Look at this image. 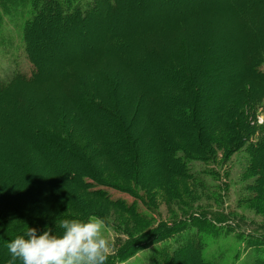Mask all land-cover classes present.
Masks as SVG:
<instances>
[{
    "label": "trees",
    "instance_id": "trees-1",
    "mask_svg": "<svg viewBox=\"0 0 264 264\" xmlns=\"http://www.w3.org/2000/svg\"><path fill=\"white\" fill-rule=\"evenodd\" d=\"M243 6H245V4ZM119 8L120 5L118 0H0V56L4 54L9 58L7 67L12 69L13 65H18L16 58L21 55L23 51L22 55L25 56L27 64L31 68L29 74H24L14 69L6 74V72H3L0 68V107H2V110H8L9 115L13 116V110H17L18 103L24 105L27 102L22 95V91L26 90L27 86H39L41 91H45L44 93H53L51 99L45 101L46 106L43 108L35 104L31 107L30 105L33 102H30L28 104L29 109L14 113L12 117L14 120L13 123L11 121L7 123L8 121H5V118H0V124L7 129L4 133V138L8 141L10 140V143L16 148V150L8 148V150L0 153L1 195L5 196L4 199L6 202H10L17 209L37 219H43L40 220L41 223L38 224L22 223L18 226H14L8 225L5 220L0 218V264H8L10 259L7 242L12 240L16 235L22 234L27 230V227L43 230L45 226H47L53 229L57 234L62 232V229L57 224L64 218H58L56 220L53 218L54 220H52L51 217L42 214L39 206L40 202L36 200L34 194L35 190H38V188H34L32 184L29 185L27 174L22 175V172L24 170L27 171L30 166L29 162L24 159L26 156V154H24L25 149L40 158L42 160L41 162H43L44 166L48 169H50V161L55 162V158L49 157V159L45 160V157L40 155L42 149H48L51 153L54 152L55 156L61 155L71 158L64 168H57L52 164L53 169H50L51 171L49 172L51 176L57 180L70 183L76 188L102 201L104 200L107 204L134 218L141 220L150 219L149 213L152 216L150 206L144 203L142 199L138 197L137 193L131 191V189H125L126 191H123L117 186H112V188L117 191L124 192L134 197L135 201L144 206L146 212H141L133 203L128 204L124 200L110 201L108 195L102 190L91 191L85 189V187L81 185L82 176L94 181V183L99 186L106 185L100 179L93 177L88 163L85 160L82 161L80 157H78V151L70 140V132L61 135L53 132L52 130L54 129H48L46 125H43L46 120L53 122L54 119H58L59 116L56 114L58 113L56 112L58 107L56 102L58 100L54 101L55 98L57 99L55 91L57 92L60 88L65 89V94L63 92V96H65L62 97V101H64V103H69V106L74 109L73 112L75 113L70 119L74 122L76 120V122L81 123L90 130L97 144L100 146L104 157H106L108 161L113 158V152L111 148H103L107 134H111V136L119 138L124 142L125 144L123 146H118L119 149H122L125 157L121 168L125 165L130 169V172L127 173L122 170V176L134 180L136 179L140 163L136 162L137 152L131 150L134 149V140L127 128L135 121V118L140 112L139 104L141 98L138 97L134 111H132L133 113L124 120L123 116L127 111L123 108L120 109L121 104H118L117 101L113 103L112 109H108L105 105H103V107L100 104L93 103L90 95L84 97L83 95L85 94H83L82 91L78 92L80 86L73 90H69L71 89L70 87H74L77 84L78 80L81 81L78 74L70 67V64L66 65L65 69H62L63 66L61 65L52 67L55 70L61 69V77H55L54 75V79L52 77L49 79L46 75V71L44 72L45 76L38 75L40 68L38 62L39 53H46L47 51L50 53L52 59L57 55L55 49L52 53L47 49L45 50L49 41H55L59 38H61V40H68L70 32L80 25V23L98 17L109 9L117 11ZM235 8L238 9L240 7ZM242 8L243 7L240 9ZM205 11V9H201L200 13L194 12L193 14L191 13V15L186 13L189 15V19L186 14L179 18H174L172 21L166 19V22L161 23L162 25H160L157 32H149L146 35L133 34V36H135L128 39V45L126 44L128 40H126L124 36L118 37L115 35L111 39V48L108 52L117 51L118 54H120L119 48L126 49V47L130 46L129 44H132L131 42L133 41L131 40H134V38L137 40L134 42L139 43L134 44L132 49L136 46V48H140L139 51L143 50L141 53L143 58L140 56L142 59L137 57L131 59L126 56L127 59H122L120 56H117V58H114L116 61L112 60L110 64L116 65L117 60H119L121 65L120 69L129 73L133 80L139 83V89L142 91L141 95L144 96L147 102L149 103V100H156V102L153 103L155 109L151 110V113H149V111L145 113L144 120L151 125L152 131L149 133L151 136L155 137L156 144L162 148L161 153H163V157H161L157 163L160 164V166L163 165L160 168L161 170L154 173L155 175H152L153 173L146 174L145 178L149 176V180L157 177L158 174L177 175L178 177L200 183L203 181L206 183L216 177L212 169L208 171L204 170L202 173L191 172L190 170L189 166L192 163L210 165L207 158L199 159L203 155L202 150H206L201 141L189 144L185 138L179 135H185V126L183 125L189 123L181 118L188 115L192 109L196 110V115H200L201 110L202 112H206L208 118L212 120L213 123L219 125L220 128L226 124L227 128L231 129V137H227L226 133H224L223 137L225 140V148L231 149L228 155L237 153L246 147L244 145L246 137L243 135L242 130L244 126L249 125L250 122L253 121L252 117L256 112L254 109L259 102L257 100L256 91L253 90V88L258 86L260 89H264V72L261 71L264 62V38L260 40L259 37L260 33L261 35L264 33V9L261 12H257L258 14L256 13L258 18L254 22L250 20L248 13L244 15L241 11L239 14L240 16L233 13V18L240 25L239 28L242 29L240 32L242 38H253V48L250 51L254 53V56L253 54L251 56H247L248 54L245 55V60L247 61L245 70L242 69L238 73L237 83H233L235 84L234 86H236L235 89H241L229 97L225 106L211 108L210 110L206 109L202 106L203 104L201 105L198 102V94L202 90V86H200L199 83L201 79L202 82H204L207 76L205 75V78L203 76L198 80L197 76L192 74L194 75L192 81H189L186 77V61L189 60L186 53H190L189 48H192L191 46L193 43H191V41L193 42V40H191V38L199 35V31L202 30L204 26H210V23L205 25L206 21L202 18L204 15L206 16V20L210 17ZM239 17H241V20H239ZM152 33L154 35H152ZM165 33L169 34V36L166 35V38L169 37L168 43L171 44L170 46L175 48L177 52H181L179 55H174L176 56L174 59L171 58L173 55L168 52L167 48L164 50V56H155V51L157 54L161 53V47L163 45L161 36L164 38ZM138 35L140 36L139 38ZM20 44H22V50L20 49ZM198 45L203 47L204 44ZM207 51L206 49V52ZM84 53V50L79 49L77 54L81 55L80 57L83 58L82 55ZM101 57L93 56L87 61H83V59L77 60L83 62L82 66L86 68L85 74L88 81L93 80L89 77L91 75L103 80V75L98 72L103 68L102 63H105L102 62ZM203 58H207V56L204 55ZM143 59L147 61L145 62ZM137 62L139 64L143 62L148 64L147 66H152L157 69V71L163 75L161 81L155 82L150 79L151 77H138L134 72V65L138 64ZM87 65H89V67H87ZM188 69L190 68L188 67ZM4 75V79H8H2ZM64 75L68 77V79L66 78L67 81L69 80L71 83H74L73 86H69V84L66 83L67 87L62 86L54 90H45V88H48V83L54 82L52 84H57L59 81L65 82ZM40 77L46 78L43 82L37 83V78L40 79ZM71 93H76V95H71ZM204 93L206 97L212 96V94L210 95L207 93V90ZM206 93L208 95H206ZM227 95L228 94H225V96ZM185 96L190 97L191 102L187 103V100L184 99ZM216 96L218 97V94ZM93 109L105 114L103 116L106 120L105 122L114 127L112 132L109 133L102 127L104 121L102 118H97L98 115L92 112ZM30 111L31 115H28ZM39 111L42 112L39 113ZM66 117L67 113L65 112L60 114L59 117L60 120H62L59 127L63 133ZM40 118L41 123H38ZM18 121H21L19 124L24 127L25 133L18 131L16 124ZM193 125L195 126V124H192V128L194 129ZM166 126L171 129L172 133L167 131ZM198 127L202 129V131H205L203 126L198 125ZM29 133L38 138L30 136ZM212 133H218V129H207V133L201 138L202 142L210 150L213 148V140L216 141V137H214L215 135ZM5 135L7 136L5 137ZM173 136H175V138H173ZM175 139L179 140L178 143L180 141L182 142V139H184V147L182 144H178ZM42 142L45 143V146L40 145ZM19 143L22 149L18 147ZM259 143L254 146L249 143L247 145H249V148L253 152L254 147L264 146V139H261ZM90 149L91 148L88 150ZM97 153H100V151L98 150L92 155H97ZM92 155L90 154V157H92ZM199 155L201 157H197ZM75 158H79L78 161L80 162L79 165L81 169L77 166L78 163H75L77 161H75ZM113 160L115 161V159ZM115 162L118 163L117 161ZM137 163L139 164L137 165ZM256 165L257 164L254 165L253 161H250L247 168L248 170H246L250 173L259 172ZM17 182L20 183L19 186L21 189L19 190H23L22 192L25 195V197H23L24 201H20L19 199L18 195L20 192L9 193V190H11L13 186H16ZM75 194L77 196H74L77 197L78 201H83L82 197H80L77 192ZM40 195L43 194L39 193V196ZM262 195H264V192ZM81 205L84 206L82 211H72L75 214L77 213L76 215L78 216L73 218L85 219L90 215L104 217L91 212L86 204L81 203ZM88 213L90 214L88 215ZM30 215H26L22 218L28 219L29 217L27 216ZM83 215L85 216L81 217ZM65 218L72 217L66 216ZM105 219L108 225L107 228H110L116 234L111 244V251L108 255L106 264H129V262L139 254H143L142 260L144 259V261L141 264H187L186 261L190 258L193 259L194 264H232L233 261L231 262L230 260L232 258L239 259L241 254L248 255L247 260L242 264H264V225L255 226L247 224L245 222L247 220H244V218L241 217L239 220H235L232 216H228L222 211L186 209L174 215L166 222L151 225L148 228L141 229L135 234H130L129 231H126L121 225L114 223L108 218ZM44 222H49V224H43ZM235 245H240L242 247H236ZM15 264H20V261L17 260Z\"/></svg>",
    "mask_w": 264,
    "mask_h": 264
},
{
    "label": "rangeland",
    "instance_id": "rangeland-1",
    "mask_svg": "<svg viewBox=\"0 0 264 264\" xmlns=\"http://www.w3.org/2000/svg\"><path fill=\"white\" fill-rule=\"evenodd\" d=\"M118 1L120 8L117 9V11L109 9L98 17H94L84 23H80V25L75 27L74 30L70 32L68 40H61V38H59L55 41H49L45 50L47 49L52 53L55 49L57 51V55L52 59L50 57V53L47 51L46 53H39L38 62L40 64V68L38 75L45 76L44 72L46 71V75L49 79L50 77L53 78L54 75L55 77H61V69L55 70L52 67L61 65L63 66L62 69H65V66L70 64V67H72L74 72L78 74L81 81L78 80L77 84L74 87H70L71 89L69 90H73L74 88H78L80 86L78 88V92L82 91L83 94H85L83 95L84 97L90 95L93 103L100 104L102 106L105 105L108 109H112L113 103H116L117 101L118 104H121L120 109L123 108L127 111H125L126 114L123 116L124 120L133 113L132 111H134L138 97L141 98V102L139 104L140 112L135 118V121H133V123H131V125L127 128L134 140V149L131 150L137 152L136 162L140 163L136 179L134 180L132 178L122 176L123 171L127 173L130 172V169H128L125 165L121 168L125 157L122 149H119L118 146H123L125 144L124 142H122L119 138L111 136V134H107L103 148H111V151L113 152V158L108 161V159L104 157L100 146L97 144L90 130L81 123L76 122V120L74 122L70 119L73 115H75V113L73 112L74 109L69 106V103H64V101H62V97L65 96H63L65 89L60 88L57 92L55 91L57 99L55 98L54 100H58L56 102L58 105L56 112L58 113L56 114L60 117V114L64 112L67 113V117L64 121V133L59 127V124L62 121L59 117L58 119H54L53 122L46 120L43 125H46L48 129H54L52 130L53 132L61 135L67 134L66 132H70V140L78 151V157H80L82 161L85 160L88 163L93 177L100 179L106 185L99 186L98 184H95L94 181L82 176L81 185H83L85 189L91 191L102 190L108 195V199L110 201L124 200L128 204L133 203L134 206L141 212H146L144 206L135 201L134 197L131 195L129 196L124 192L117 191L112 188V186H117L123 191H126L125 189H131V191L137 193L138 197L142 199L144 203L150 206L152 216L149 213V216L151 217L150 219L147 218L141 220L134 218L112 207L104 200L102 201L97 197L76 188L70 183L53 178L49 173L51 171L50 169H53L52 164H54V167L64 168V166L69 163L71 158L67 156L63 157L61 155L55 156L54 152L51 153L48 149H42L43 153L38 152L41 156L45 157V160L49 159V157L55 158V162L50 161V169H48L44 166L43 162H41L42 160L40 158L25 149L24 154H26V156L24 159L29 162L30 166L27 171L24 170L22 172V175L27 174L29 185L32 184L34 188H38V190H35L34 194L36 200L40 202L39 206L42 214L44 216L51 217L52 220H54L53 218L56 220L58 218H65L66 216H71L72 218L78 217L76 215L77 213L75 214L72 211H82L84 206H82L81 203H83L86 204L91 212L102 215L104 218H108L114 223L121 225L122 228L129 231L130 234H135L141 229L148 228L151 225L166 222L174 215L179 214L186 209L222 211L226 215L232 216L235 220H239V218L242 217L244 220H247L245 221L247 224L255 226L264 225V195H262L264 192V146H256L252 152L249 145H247L249 143L254 146L255 144H258L261 139H264V89H260L258 86V88H253V90L256 91L258 97L257 100L259 102L254 109L256 112L252 117L253 121H251L249 125L244 126L242 130L243 135L246 137V141L244 142L246 147L237 153L228 155L231 149L225 148L224 146V133H226L229 138L232 133L231 129H228L226 124H224V126L221 124L223 127L220 128L219 125L213 123L212 120L208 118L206 112H202L201 110L200 115H196V110L192 108V111H190L188 115L181 118L189 123L183 125L185 126L184 131L186 133L184 132V136L179 134L180 137L185 138L189 144L201 141L206 150H202V157L200 155L197 157H201L199 159L207 158L210 163V165L192 163L189 166L191 172L202 173L204 170L208 171L209 169H212L216 175L215 178H212L206 183L205 181L200 183L178 177L177 175L158 174L157 177L149 180V176L145 178L146 174L153 173L152 175H155L154 173L161 170L160 168L163 165L162 164L160 166V164L157 163V161L163 157V153H161L162 148L156 144L155 137L151 136L149 133L152 131L151 125L144 120V114L148 111L151 113L150 111L155 109L153 103H155L156 100H149V103L147 102L144 96L141 95L142 91L139 89V83H136L129 73L120 69L121 65L119 60H117L116 65L112 64V66L110 64L112 60H115L114 58H117V56H120L122 59H127L126 57L134 59L135 57L140 58V56L143 58V55H141L143 50L139 51L140 48L138 49L136 46L132 49L134 44L139 43L134 42L137 41L134 38V40H131L133 41L131 42L132 44H129L130 46L126 47V49L119 48V51L121 52L120 54H118L117 51L108 52L111 48V39L115 35L118 37L124 36L126 40H128L135 36H133V34L146 35L149 32H157L160 25H162L161 23L166 22V19L172 21V19L179 18L186 13L191 15V13H200L201 9H205V12L208 13L207 15H210V17L207 18L208 20H206L205 15L202 18L206 21L205 25L210 23V26H204V28L199 31V35L191 38V40H193V42L191 41L193 45L191 46L192 48H189L190 53H186V56L189 59L186 61V77L189 81H192L194 75L197 76L198 80L203 76L204 78L207 76L204 82H202L201 79V82L199 83V85L202 86V90L198 94L199 104H203L202 106L208 110L223 105L225 106L229 97L241 89H235L236 86H234L235 84L233 83H237L238 73L242 69L245 70L247 63L245 55L248 54L247 56H251L253 54L254 56V53L250 51L253 48V38H242V34L240 35L242 29L239 28L240 25L233 18V13H236L238 16H240L239 14L241 11L244 15L248 13L250 20L254 22L258 18L257 12H261L264 9V0ZM244 4L245 6H243ZM235 7L243 8L237 9ZM189 15H187L188 19ZM239 20H241V17H239ZM152 35L154 34L152 33ZM166 35L169 36L167 33L164 34V38L161 36V38L164 39H161V41H163L161 53L157 54L155 51V56H164V50L167 48L168 52L173 55L171 58L174 59L176 58L174 55H179L181 52H177L175 48L170 46L171 44L168 43L169 37L166 38ZM139 37L140 36L138 35V38ZM259 37L260 40L263 39L264 33L262 35L260 33ZM128 42L129 40L126 41L127 45ZM198 44L204 45L202 47ZM21 45L22 44H20V49L22 50ZM79 49H82L85 52L82 55L83 58L80 57L81 55L77 54ZM206 49L208 50L207 52ZM22 54L23 51L21 55L16 58L18 65H13L12 69L19 70L24 74H29L31 68L27 64L25 56ZM204 55L207 56V58H203ZM93 56H102V62L105 63H102L103 68L98 71L103 75V80L91 75L89 77L93 80H90V82L86 78V68L82 66L83 62H79L77 60L83 59V61H87ZM144 61L146 62L147 60ZM8 62L9 58L2 54L0 56V68L3 72L5 71L6 74L12 71L10 67H7ZM147 65L148 64L143 62L134 65L136 69V71L134 69V72L140 78L151 77L150 79L155 82L161 81L163 75L160 74L157 69ZM87 67H89V65H87ZM188 67L190 69H188ZM261 71L264 72V62ZM4 78L5 75L2 76V79ZM45 78L46 77H40V79L37 78V83L43 82ZM64 78L65 82H58L57 80V84H52L54 82L48 83V88H45V90H54L62 86L67 87L66 83L69 84V86L74 85L71 81H67L68 77L65 76ZM206 90L207 93L210 95L212 94L211 97L205 96L204 92ZM44 92L40 90L39 86H27L26 90L22 91V95L25 101H27V104L25 103L24 105H21L18 103L16 108L17 110H13V116L14 113L29 109L28 104L30 102H33L30 105L31 107L34 104L40 105L42 108L46 106L45 101L51 99V95L53 93ZM207 93L206 95H208ZM72 94L76 95V93H71V95ZM217 94L218 97L216 96ZM225 94L228 95L225 96ZM184 99L187 100V103L191 102V98L188 96H185ZM97 111L98 110L93 109L92 112L98 115V119H103L104 124H102V127L109 133L112 132L114 128L113 125H108L103 117L105 114ZM40 112L42 111H39V113ZM28 115H31V111ZM13 116L9 115L8 110H2V107H0V118H5V121H8L7 123H9V121L13 123ZM19 123H21V121L16 123L18 131L25 133L24 127ZM38 123H41V118L38 120ZM192 124H195V126L193 125L194 129L192 128ZM198 125L203 126L205 131L199 129ZM166 128L167 131L172 133L170 128L167 126ZM211 128H217L218 133H212L215 135L214 137H216V141H214L211 136V139L213 140V148L210 150L202 142L201 138L205 136L207 129ZM6 130L5 126L0 124V141H2L0 142V153L8 150V148L16 150L12 143H10V140L8 141L4 138ZM6 136L7 135H5V137ZM30 136L38 138L33 135ZM173 138H175V136H173ZM182 140L184 141V139ZM175 141L178 143L179 140L175 139ZM183 141H180L178 144H182L184 147ZM18 145V147L22 149L20 147L21 144L19 143ZM40 145L45 146V143L42 142ZM89 148L91 149L88 150ZM98 150L100 153L92 155ZM90 154L92 157H90ZM113 159H115L118 163H116ZM78 160L79 158H75V163H78L77 166L80 167V162ZM250 161H253L254 165L257 164L256 168L259 169V172L250 173L247 171ZM139 163H137V165ZM79 169H81V167ZM19 185L20 183L17 182L16 186H13L11 190H9V193L20 192L18 195L19 199L20 201H24L23 197H25V195L22 192L23 190H19L21 189ZM76 192L80 197H82L83 201H78L77 197L74 196L76 195ZM39 193H42L43 195L39 196ZM1 194L2 192L0 193V218L5 220L8 225L18 226L22 223H41L40 220L43 219H37L32 215L17 209L10 202H6L4 199L5 196H2ZM89 214L90 213H88V215ZM26 215H30L27 216L29 217L28 219L22 218ZM84 216L85 215L81 217ZM43 224H49V222H44ZM57 225L59 226V223ZM105 234L108 237L110 244H112L116 234L110 228L106 229ZM235 246L240 248L242 247L240 245ZM142 256L143 254L137 255L129 262V264H141L144 261V259L142 260ZM247 258L248 255L246 256L245 254H241L239 259L236 258V260L235 258H232L230 261H233L232 264H242L247 260ZM186 263L194 264V261L190 258L186 261Z\"/></svg>",
    "mask_w": 264,
    "mask_h": 264
},
{
    "label": "clouds",
    "instance_id": "clouds-1",
    "mask_svg": "<svg viewBox=\"0 0 264 264\" xmlns=\"http://www.w3.org/2000/svg\"><path fill=\"white\" fill-rule=\"evenodd\" d=\"M57 234L27 227L22 234L7 242L8 264H106L111 244L105 232L106 219L90 215L85 219L64 218Z\"/></svg>",
    "mask_w": 264,
    "mask_h": 264
}]
</instances>
